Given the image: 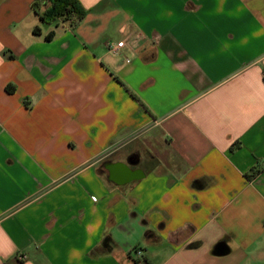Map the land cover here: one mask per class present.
I'll list each match as a JSON object with an SVG mask.
<instances>
[{
  "label": "crops",
  "instance_id": "obj_1",
  "mask_svg": "<svg viewBox=\"0 0 264 264\" xmlns=\"http://www.w3.org/2000/svg\"><path fill=\"white\" fill-rule=\"evenodd\" d=\"M78 1L0 0V264H264V0Z\"/></svg>",
  "mask_w": 264,
  "mask_h": 264
},
{
  "label": "trees",
  "instance_id": "obj_2",
  "mask_svg": "<svg viewBox=\"0 0 264 264\" xmlns=\"http://www.w3.org/2000/svg\"><path fill=\"white\" fill-rule=\"evenodd\" d=\"M46 9L41 14V19L48 23H53L59 19L61 20H82L87 14L88 10L85 9L78 0H35L34 8L36 12H39L42 8ZM34 33L38 34L39 29L35 28ZM54 37V33H50L46 36L47 41H51ZM127 89V88H126ZM127 91H129L127 89ZM9 92L13 93L12 88H9ZM109 238L105 240V244L108 243Z\"/></svg>",
  "mask_w": 264,
  "mask_h": 264
},
{
  "label": "built area",
  "instance_id": "obj_3",
  "mask_svg": "<svg viewBox=\"0 0 264 264\" xmlns=\"http://www.w3.org/2000/svg\"><path fill=\"white\" fill-rule=\"evenodd\" d=\"M123 44H124L123 42H120V43L117 44V47L120 48V47L123 46ZM133 252H134V255L137 256V257H139L141 255V251L138 250V249L133 250Z\"/></svg>",
  "mask_w": 264,
  "mask_h": 264
},
{
  "label": "water",
  "instance_id": "obj_4",
  "mask_svg": "<svg viewBox=\"0 0 264 264\" xmlns=\"http://www.w3.org/2000/svg\"><path fill=\"white\" fill-rule=\"evenodd\" d=\"M137 179H140V177L133 175V177L130 179V181L137 180ZM218 249H219V247H218ZM217 253H219V250H217Z\"/></svg>",
  "mask_w": 264,
  "mask_h": 264
},
{
  "label": "rangeland",
  "instance_id": "obj_5",
  "mask_svg": "<svg viewBox=\"0 0 264 264\" xmlns=\"http://www.w3.org/2000/svg\"><path fill=\"white\" fill-rule=\"evenodd\" d=\"M152 151L155 153L157 150L152 148ZM159 158H162V159H163V157H162V156H161V157H159ZM163 160H164V159H163Z\"/></svg>",
  "mask_w": 264,
  "mask_h": 264
}]
</instances>
